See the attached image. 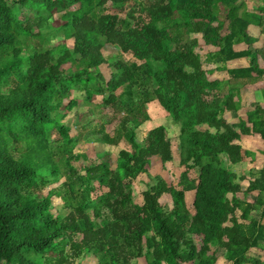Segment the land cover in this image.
<instances>
[{
    "label": "trees",
    "instance_id": "16d2710c",
    "mask_svg": "<svg viewBox=\"0 0 264 264\" xmlns=\"http://www.w3.org/2000/svg\"><path fill=\"white\" fill-rule=\"evenodd\" d=\"M260 2L252 11L243 0H0V264H75L87 253L97 264H218L221 257L264 264V179L243 191V178L222 159H242L241 134L264 137V109L255 106L260 117L252 129L226 122L232 91L222 98L223 82L208 78L193 36L217 49L207 62L250 57L248 68L230 70L232 77L262 75L247 32L256 25L264 35ZM57 21L65 26L61 34L47 29ZM70 38L73 48L65 44ZM239 43L247 50L235 51ZM103 44L121 53L111 64ZM77 92L88 100L110 93L99 105L116 108L99 140L130 145L114 170L94 161L81 174L73 164L79 135L61 121L78 105ZM155 101L179 126L184 170L177 186L154 178L137 204L131 181L149 175L155 157H173L164 125L150 129L141 145L136 138ZM94 184L104 190L93 198ZM191 190L192 210L185 200ZM54 196L65 213L51 211Z\"/></svg>",
    "mask_w": 264,
    "mask_h": 264
},
{
    "label": "rangeland",
    "instance_id": "374dc122",
    "mask_svg": "<svg viewBox=\"0 0 264 264\" xmlns=\"http://www.w3.org/2000/svg\"><path fill=\"white\" fill-rule=\"evenodd\" d=\"M243 1L246 3L248 9L252 11L261 4L260 0ZM118 14L120 17L124 16L123 12H119ZM51 27L55 30V34L56 30L57 34H61L65 29L64 23L61 21L53 23V25L47 27V29ZM193 36L198 39V47L195 50L200 54L201 58H203L207 52V47L199 34ZM65 40V44L69 48H73L74 40L72 38ZM102 53L107 64H111L112 56L121 55L118 47L110 44H103ZM131 60L134 59L131 58ZM107 64H103V68H110L107 67ZM65 68L67 69L68 65H66ZM71 70V67L67 69L68 72H71ZM123 90L124 89H118L113 93L115 96H119L122 94ZM3 91H6V89H4ZM108 94L110 93L106 92L104 97ZM104 97L93 96L91 100H88L83 92H77V94L74 95V98L78 99V105L74 107L71 112L66 113L63 120L61 121L63 122V124L69 127L70 135L74 137H76L77 134L79 135V142L76 145L75 153L79 154L80 158L77 160H73V164L81 174H84L85 167L90 165L94 161L98 163L106 162L111 167V169L114 170L117 166L119 151L122 149L130 150V145L125 140L120 141L116 145H109L105 141L99 140V129L101 124L104 123L106 116H111L113 110H115L113 108H116L115 105H99V102ZM147 108L151 117L149 121L145 122L137 129L136 138L138 143L140 145L142 144L145 135L150 129L159 125H164L168 130V137L172 144L171 149L173 157L172 160L165 163L160 162L158 158L155 157L154 160H156V162L151 167L149 175L140 174L136 179L131 181L130 189L132 191L133 201L137 204H141L143 202L142 194L149 187V185H152L155 182L154 178H156L157 176H161L169 185L177 186L179 175L184 170V167L180 165L179 149L177 143L179 126L170 121L165 111L158 105V102L155 101L150 103ZM57 137L58 133L53 130L52 140L56 139ZM190 175L192 177L197 176V169L191 170ZM54 185L55 184H52L49 185L50 187H48L51 188ZM94 185L97 190L93 192V198L96 194H100L101 191L104 190L99 189L97 187V184ZM46 190H48V188H46ZM192 197V193L186 194V204L190 210H192ZM52 199L54 204L51 211L54 214H57L59 212L65 213L62 201L56 196H54ZM74 262L75 264H97L96 259L91 253L83 254L80 258L74 260ZM135 264H145V260L143 258H139L135 261Z\"/></svg>",
    "mask_w": 264,
    "mask_h": 264
},
{
    "label": "crops",
    "instance_id": "0c3cea01",
    "mask_svg": "<svg viewBox=\"0 0 264 264\" xmlns=\"http://www.w3.org/2000/svg\"><path fill=\"white\" fill-rule=\"evenodd\" d=\"M249 36L254 39L252 48L257 51L256 64L262 75L251 74L249 78H234L230 74V70L248 68L251 65L250 57H238L226 62L211 61L207 62L208 53H214L217 49L207 46V52L202 58L203 68L207 71L210 80L223 82L222 98L230 96V90L233 95V108L224 109L223 118L229 124L243 123L246 128L252 129V121L258 120L260 116L255 115V106L258 105L264 109V35L260 33V29L256 25H250L247 30ZM245 43H239L234 46L235 51L247 50ZM206 128V125L202 126ZM213 131V129H210ZM239 129L237 128V131ZM242 149V159L237 163H231L226 155H223V164L231 172L243 179L239 180L241 190L245 191L249 184L256 179H264V137L260 133L251 131L249 134H241L236 141ZM194 190L185 193H192L191 204L194 199ZM258 190H254L252 195H256ZM227 196L231 198V194ZM239 214V212L237 213ZM264 224V219H263ZM262 252H251V256L261 255ZM218 264H227L225 258L221 257Z\"/></svg>",
    "mask_w": 264,
    "mask_h": 264
}]
</instances>
